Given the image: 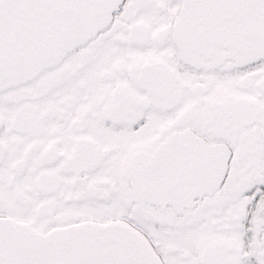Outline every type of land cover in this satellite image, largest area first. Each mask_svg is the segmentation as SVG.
<instances>
[{"label": "snow or ice", "instance_id": "obj_1", "mask_svg": "<svg viewBox=\"0 0 264 264\" xmlns=\"http://www.w3.org/2000/svg\"><path fill=\"white\" fill-rule=\"evenodd\" d=\"M0 264H264V0H0Z\"/></svg>", "mask_w": 264, "mask_h": 264}]
</instances>
